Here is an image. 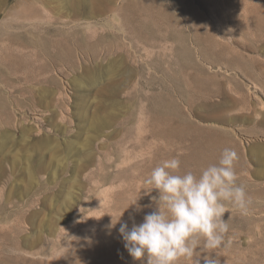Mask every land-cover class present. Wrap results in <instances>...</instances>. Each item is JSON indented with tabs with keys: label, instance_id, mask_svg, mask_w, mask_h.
Instances as JSON below:
<instances>
[{
	"label": "rangeland",
	"instance_id": "obj_1",
	"mask_svg": "<svg viewBox=\"0 0 264 264\" xmlns=\"http://www.w3.org/2000/svg\"><path fill=\"white\" fill-rule=\"evenodd\" d=\"M28 1L0 0V264H141L152 169L225 148L252 202L212 256L264 264V0Z\"/></svg>",
	"mask_w": 264,
	"mask_h": 264
},
{
	"label": "clouds",
	"instance_id": "obj_2",
	"mask_svg": "<svg viewBox=\"0 0 264 264\" xmlns=\"http://www.w3.org/2000/svg\"><path fill=\"white\" fill-rule=\"evenodd\" d=\"M237 160V152L225 148L218 163L202 169L199 175L192 171L178 174L181 162L176 157L154 167L143 189L146 195L158 191V196L152 197L157 210L146 214L142 223H133L131 229L121 223L118 230L130 256L141 264L145 257L146 264H178L182 258L190 260L199 249L208 254L203 264H219L212 253L218 256L216 250L228 231L224 214L230 209L226 204L247 215L252 202L244 185L237 184ZM134 204L137 201L130 206ZM120 218L114 223L112 217L109 228ZM196 264H201L199 258Z\"/></svg>",
	"mask_w": 264,
	"mask_h": 264
},
{
	"label": "bare ground",
	"instance_id": "obj_3",
	"mask_svg": "<svg viewBox=\"0 0 264 264\" xmlns=\"http://www.w3.org/2000/svg\"><path fill=\"white\" fill-rule=\"evenodd\" d=\"M22 4H25V3H27V2H25V0H19ZM29 1H33L34 3H46V4H48L49 6L51 5L50 4V2H51V0H29ZM28 1V2H29ZM134 2V1H133ZM86 4V3H85ZM50 13V12H49ZM63 22V21H62ZM68 22V21H67ZM101 22V21H100ZM107 20H106V24H107ZM56 25V24H55ZM64 26H67L68 24L67 23H64L63 24ZM71 25V24H70ZM75 25V24H74ZM93 25H95V24H93ZM102 25V24H101ZM109 25V24H108ZM60 26H62V25H60ZM92 26V24H87V28H92L91 27ZM20 27V26H19ZM57 27V26H56ZM7 28H4V29H0V33H7V31L8 30H6ZM89 30V29H88ZM99 71V70H98ZM94 74H97V73H94ZM101 77V76H100ZM89 78V77H88ZM91 81L90 82H94L95 80H97V79H95V76H90V78H89ZM92 84V83H91ZM173 102H171L172 104H174V105H177L176 103H175V101L172 99V98H170ZM192 113V112H191ZM193 118V117H192ZM211 127V126H210ZM197 129V128H196ZM200 130L201 131H203L204 133H208V138L210 137V136H213V135H215V134H217L218 132H217V130L218 129H216L215 130V128L213 129V128H200ZM220 130H222V128H220ZM226 130V129H225ZM219 131V130H218ZM202 134V133H201ZM213 134V135H212ZM207 139V137L205 138V140ZM210 140H213V139H210ZM214 141V140H213ZM215 142V141H214ZM211 145H213V144H211ZM196 152V154H197V151H195ZM192 156V155H191ZM194 157H196V156H194ZM198 158V157H197ZM130 161H131V159H130Z\"/></svg>",
	"mask_w": 264,
	"mask_h": 264
}]
</instances>
